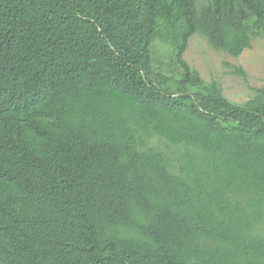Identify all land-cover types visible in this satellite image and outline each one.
Returning a JSON list of instances; mask_svg holds the SVG:
<instances>
[{
  "label": "trees",
  "instance_id": "trees-1",
  "mask_svg": "<svg viewBox=\"0 0 264 264\" xmlns=\"http://www.w3.org/2000/svg\"><path fill=\"white\" fill-rule=\"evenodd\" d=\"M196 34L238 58L264 0H0V264H264V87Z\"/></svg>",
  "mask_w": 264,
  "mask_h": 264
},
{
  "label": "rangeland",
  "instance_id": "rangeland-1",
  "mask_svg": "<svg viewBox=\"0 0 264 264\" xmlns=\"http://www.w3.org/2000/svg\"><path fill=\"white\" fill-rule=\"evenodd\" d=\"M168 51L167 45L156 44V59H164ZM184 58L205 82H216L224 96L237 104H244L251 99V88L264 87V38L253 40L252 49L234 58L214 50L202 36L196 34L190 39ZM232 67L243 69L247 79L234 74ZM159 146L163 149L166 147L164 142H160ZM176 150L170 148V153Z\"/></svg>",
  "mask_w": 264,
  "mask_h": 264
},
{
  "label": "clouds",
  "instance_id": "clouds-1",
  "mask_svg": "<svg viewBox=\"0 0 264 264\" xmlns=\"http://www.w3.org/2000/svg\"><path fill=\"white\" fill-rule=\"evenodd\" d=\"M201 36V35H200ZM189 43H190V41H189ZM210 45V44H209ZM252 46H253V44H252ZM214 49V48H213ZM214 50H216V49H214ZM218 51V50H217ZM223 52V51H222ZM226 53V52H225ZM230 56V55H229ZM239 58V57H238Z\"/></svg>",
  "mask_w": 264,
  "mask_h": 264
}]
</instances>
